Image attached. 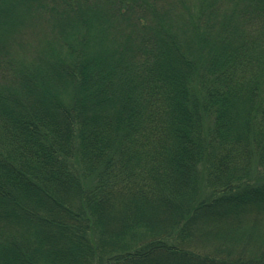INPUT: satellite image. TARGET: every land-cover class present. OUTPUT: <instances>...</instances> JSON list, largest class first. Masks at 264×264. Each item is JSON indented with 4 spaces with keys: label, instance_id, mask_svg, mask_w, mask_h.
<instances>
[{
    "label": "trees",
    "instance_id": "obj_1",
    "mask_svg": "<svg viewBox=\"0 0 264 264\" xmlns=\"http://www.w3.org/2000/svg\"><path fill=\"white\" fill-rule=\"evenodd\" d=\"M0 264H264V0H0Z\"/></svg>",
    "mask_w": 264,
    "mask_h": 264
}]
</instances>
